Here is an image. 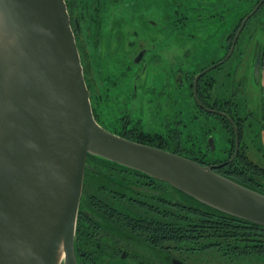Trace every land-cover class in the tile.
Returning <instances> with one entry per match:
<instances>
[{"label":"water","instance_id":"water-1","mask_svg":"<svg viewBox=\"0 0 264 264\" xmlns=\"http://www.w3.org/2000/svg\"><path fill=\"white\" fill-rule=\"evenodd\" d=\"M205 72L194 81L201 104ZM209 146L215 150L213 137ZM238 146L237 131L230 161ZM89 155L264 226V194L217 173L221 165L132 141L98 122L66 0H0V264H78Z\"/></svg>","mask_w":264,"mask_h":264},{"label":"rangeland","instance_id":"rangeland-1","mask_svg":"<svg viewBox=\"0 0 264 264\" xmlns=\"http://www.w3.org/2000/svg\"><path fill=\"white\" fill-rule=\"evenodd\" d=\"M256 1L233 0L230 4H220L221 0H103L102 13L93 14L99 24L85 22L83 32L78 36L75 34L77 42L85 40L80 55L92 107L103 119H99L102 125L117 132L123 127L120 119L129 115L131 120L128 122L124 117L122 123L130 125L122 129L134 127L141 118L143 122L139 126L148 132L163 133L164 127H179L184 132L181 137L184 142L185 136L190 135L192 140L203 145L202 142L207 141L212 133L217 136L215 147L219 153L231 147L229 134L221 120L215 117L208 120L201 112L194 95V81L204 68L212 66L225 53L227 57L233 56L209 72L207 77L215 79L205 81L204 99L211 106L226 103L235 86L234 95L240 113L247 114L248 108L253 113L251 119L256 121L264 117V67L256 65L249 79H229V72L236 64L240 66L237 78L249 76L246 67L253 53V41L263 38L257 34L262 17L260 12L241 35L237 30L235 35L233 31L229 33L232 25H237L241 16L253 9ZM112 3L115 5L106 10ZM115 12L119 13L116 15L119 20L111 23L110 16L115 18ZM176 14L178 17L187 16L186 24H175ZM150 21L155 25H150ZM228 33L231 37H227ZM233 36L236 43L237 39L239 41L230 48ZM222 45H229V48H222ZM245 47L246 54H242ZM138 56L141 58L137 61ZM243 56H249V59L241 60ZM239 85L242 86L240 90ZM116 99L125 104L126 110L115 108ZM249 122L245 121L238 147L251 160L262 165L264 129L261 127V134L259 129L256 134L249 130ZM208 126L214 129L209 131ZM259 147L262 148L259 150ZM209 156L213 157L212 154ZM187 262L264 264V258L233 260L212 250L191 254Z\"/></svg>","mask_w":264,"mask_h":264},{"label":"trees","instance_id":"trees-1","mask_svg":"<svg viewBox=\"0 0 264 264\" xmlns=\"http://www.w3.org/2000/svg\"><path fill=\"white\" fill-rule=\"evenodd\" d=\"M198 97L205 102L200 85ZM239 107L236 114L240 113ZM201 112L208 120H221V127H226L229 143L234 146L235 131L228 118ZM229 117L236 122L242 137L245 126L231 114ZM183 133L178 127L170 129L166 138L142 132V140L128 139L202 165H221L215 170L217 173L264 194V164L255 163L242 149L230 161V146L219 153L216 148L212 151L206 140L202 145L190 135L185 136L187 146L181 139ZM88 162L93 169L85 173L77 222L78 264H173V258L189 264V255L212 250L233 260L264 258L263 225L213 208L137 170L92 155Z\"/></svg>","mask_w":264,"mask_h":264},{"label":"flooded vegetation","instance_id":"flooded-vegetation-1","mask_svg":"<svg viewBox=\"0 0 264 264\" xmlns=\"http://www.w3.org/2000/svg\"><path fill=\"white\" fill-rule=\"evenodd\" d=\"M121 1V0H120ZM233 0H221V3L220 4H225V3H228V4H230V2H232ZM67 6H68V11H69V14H70V18H71V24H72V27H73V30H74V32H75V34L78 36L81 32H83V30H84V27L86 26L85 25V22H89V24H91V25H94V24H99L98 23V20L93 16V14H100V13H102V10H103V5H104V2H103V0H67ZM112 5H115L114 3H112L110 6H108L107 8H106V10L107 9H110V7L112 6ZM256 7H258V9L256 10V12L253 14V16H251L246 22H245V24H244V21H245V19L254 11V9H256ZM91 9H93V10H91ZM90 11H92V12H90ZM117 11V10H116ZM257 12H260L261 13V15H262V17H261V20H260V23H259V25L257 26V27H259L258 29H259V31L257 32V34H259V35H261L263 38H260L259 40H254L253 41V44H252V46H253V49H252V56L250 57L251 59H250V61H249V66L248 67H246V70H248L247 71V74L249 75V76H247L246 75V77H243V78H237L236 77V73H237V71H239L240 70V66L239 65H237L236 64V66L235 67H233V70H232V72H229V75H231V78H229V79H234V80H242V79H249L250 78V76L251 75H253V73H254V70H255V66H256V64H258V66H260V67H264V0H257L256 1V4H255V6L253 7V9L251 10V11H249V12H247L245 15H243V16H241V18H240V21L237 23V25L236 24H233L232 25V28L230 29V31H229V33L231 32V31H233L234 32V35H235V33L237 32V31H239V34L241 35V33H243V32H245L247 29L246 28H249L250 27V23L253 21V19L255 18V16H256V14H257ZM116 14H114L115 15V18H111V16H110V19H111V23H112V20L113 21H118L119 19H118V16H117V18H116V15H119V13L118 12H115ZM178 14V13H177ZM177 14H176V21H175V24H177V23H179V24H186V18H187V16H182V17H178L177 16ZM184 17V18H183ZM155 25V23H153V22H151L150 21V25ZM207 26V25H206ZM255 29H256V27H255ZM257 29V30H258ZM237 30V31H236ZM260 30H262V32H260ZM229 33H228V35H227V37H231V35L229 36ZM256 36V35H255ZM254 36V37H255ZM238 39H237V43H238ZM231 42L232 43H229V45H231L230 46V48L232 47V45H233V47L232 48H234V46H235V44H237L236 43V40H235V37L233 36V38H232V40H231ZM84 43H85V40H83V43H80L79 41L77 42V44H78V47H79V51H80V49H81V47H83L84 46ZM229 45H222L221 47L222 48H227ZM248 47V46H247ZM247 47H245L244 49L245 50H243L242 51V54H246V48ZM229 48V47H228ZM81 52V51H80ZM138 55V54H137ZM136 55V56H137ZM233 56H231V57H228V60H230L231 58H232ZM135 58V57H134ZM140 58H141V56H138L137 57V61L138 60H140ZM225 59H227V53H225L224 55H223V57H221L217 62H215V63H213V65L212 66H208V67H206V68H204L203 70H202V72H200V73H203V72H205L200 78H199V81H198V92H199V85H200V91H201V93L203 94V96H205L204 95V86H205V84H206V80L208 79V80H214L215 78H212V77H207V75L209 74V72L212 70V69H214L213 67H215V65H218L217 67H215V68H218V67H220L222 64H221V62H223ZM240 59L241 60H244V59H249V56H243V57H240ZM225 62H227V61H225ZM224 62V63H225ZM240 63H241V61H240ZM220 64V65H219ZM211 68V69H210ZM208 69H210V70H208ZM208 70V71H207ZM233 80V81H234ZM208 83V82H207ZM235 84H236V82H235ZM237 84H240L239 82L237 83ZM241 85H239L237 88L240 90L241 89ZM235 91H236V87L234 86L233 87V89H232V96L230 97H228V100H227V103H224V104H215V106H211L209 103H208V100H206L205 99V102L203 101V100H201L202 101V104L201 103H198V106H199V108L202 110V111H205V112H209V113H213V114H217V115H222L221 113H224V114H228L229 116H230V114L232 115V116H234L236 119H238V123H242L243 124V126L245 125V122H243V121H241V119L242 118H246V120L247 121H250L249 123H248V126H249V130H251L252 132H254V133H256V134H258V132H257V130L259 129L260 130V128L261 127H263L261 130H263L264 129V117L262 118L261 117V119L260 120H256L255 121V119H251L250 117L251 116H253V113L250 111V109H246V111H247V114L245 113L244 115H240V113H238V114H236L235 112V110H237L238 108V104H235V102H236V100H235V95H234V93H235ZM116 102H115V108L116 109H118V111H121V110H126L125 109V104H123V102L121 101V100H118V99H116L115 100ZM206 108H207V110H206ZM221 109H223V110H226L225 112L223 111V110H221ZM93 111H94V109H93ZM235 111V112H234ZM94 114H95V117H96V119L98 120V122L102 125V123L99 121V119H100V117H98V114H97V112H95L94 111ZM223 116V115H222ZM109 117V116H108ZM125 118H126V116H124ZM124 117H122L121 119H120V122H121V126H123V127H121V129L120 130H117V132L115 131V130H113V129H108L109 131H111V132H113V133H115V134H118V135H120V136H123V137H125V138H128V137H133V138H137V139H139V140H142L141 139V134L140 133H142V132H145V133H147V134H158V135H160V136H162V137H164V138H166V136H169L170 134H169V132H170V128L168 129L167 127H164V132L163 133H160V132H148V131H145L143 128H142V126H139V125H141V123L143 122V120L140 118V119H138V120H140L138 123H134V127H130L129 128V126H127L128 128H126V129H122V128H124V126H126V125H130V123L129 124H127L131 119L129 118L130 116L129 115H127V121L128 122H123L122 123V120H124ZM102 118V117H101ZM100 120H103V119H100ZM105 121H108L106 118H105ZM111 121V118L109 117V121L108 122H110ZM228 121L230 122V124H231V126L233 127V129H234V131H235V144H234V146H232L231 145V149L233 150V153H232V158H233V156H234V154L236 153V132L238 131L239 132V136H240V131H239V129H238V126H237V124H236V122L234 121H232V120H229L228 119ZM255 121V122H254ZM258 123H260V124H258ZM103 126V125H102ZM165 126H168L169 127V125H166L165 124ZM223 126V125H222ZM104 127V126H103ZM106 128V127H105ZM167 128V129H166ZM226 128V127H225ZM214 128H212V130H213ZM227 130V129H226ZM237 130V131H236ZM261 130H260V134H261ZM161 131V130H160ZM230 134V133H229ZM210 137H213L214 138V140H215V136H213V135H209V137H208V139H207V142H208V145H209V138ZM256 137V136H255ZM256 139V138H255ZM260 148H262V147H259L258 149L260 150ZM258 149H256L255 151H257ZM262 149H264V148H262ZM250 150L251 151H254L252 148H250ZM239 152H240V148H239V151H238V154H239ZM238 156V155H237ZM236 156V157H237ZM263 156H264V154H263ZM249 178H251V179H253V180H255L257 177L256 176H249ZM125 256V252L123 253V257Z\"/></svg>","mask_w":264,"mask_h":264}]
</instances>
